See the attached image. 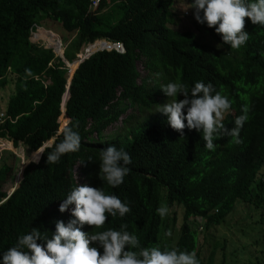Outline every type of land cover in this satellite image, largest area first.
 Listing matches in <instances>:
<instances>
[{
    "label": "trees",
    "instance_id": "obj_1",
    "mask_svg": "<svg viewBox=\"0 0 264 264\" xmlns=\"http://www.w3.org/2000/svg\"><path fill=\"white\" fill-rule=\"evenodd\" d=\"M184 2L191 0H98L96 8L90 0H0V93L7 94L0 139L14 148L27 147L34 161L36 151L52 141L38 162L22 170L11 193L6 185H14V156L7 153L8 161L0 160V253L33 228L51 235L56 221L72 219V206L64 213L57 209L75 183L103 187L128 204V213L107 217L98 230L125 224L141 246L194 252L199 264H215L216 241L213 247L201 241L238 203L250 206L258 215L255 222L264 223V26L244 18L249 39L231 49L214 29L197 23L199 35L181 29L178 10ZM37 27L58 37L68 64L89 45L97 42L92 51L102 48L98 41L124 49L96 52L75 70L64 121L71 120L81 147L55 164H47L46 155L60 139L69 69L55 57L54 52L62 54L58 45L49 46L52 50L30 45ZM39 34L43 40L42 30ZM177 79L189 88L196 81L211 83L232 100L223 121L226 129L233 127L241 105H248L240 143L222 136L209 152L202 134L187 128L180 139L153 106L167 100L160 85ZM108 146L122 148L132 160L116 188L97 175L99 150ZM173 205L183 210L180 225L175 214L170 223L156 211ZM81 230L91 231V226ZM169 232H176L175 239L165 235ZM221 252L218 263L224 264Z\"/></svg>",
    "mask_w": 264,
    "mask_h": 264
},
{
    "label": "clouds",
    "instance_id": "obj_2",
    "mask_svg": "<svg viewBox=\"0 0 264 264\" xmlns=\"http://www.w3.org/2000/svg\"><path fill=\"white\" fill-rule=\"evenodd\" d=\"M90 1V6L96 8L98 0L95 7L92 0ZM184 4L186 7L183 12L191 10L198 25L214 29V33L220 36L221 44H226L231 49L240 48L249 39V34L243 30L244 18L253 25L264 26V0H191L190 3ZM98 42H103L104 46L92 51L91 47L97 42L89 45L83 49L85 55L81 52L83 57L80 59L77 56L73 64L65 62L62 51L61 57L65 65L75 64L74 70H69L67 84L71 73L92 54L112 49L118 53L124 52L120 44ZM59 44L61 46L60 41ZM117 46H120L123 52H119ZM220 46L217 45L218 48ZM154 75L159 77V73ZM67 84L65 93L70 87L69 85L67 88ZM159 90L167 100L163 104L153 105L154 112L166 117V123L180 133V139H183V129L187 128L202 134L203 146L209 152L215 151L216 145L213 141L222 136L231 137L234 143H240L239 132L248 119V105H241V114L232 121L233 127L226 129L223 121L233 102L227 95L216 91L211 83L196 81L189 88L177 79L161 84ZM178 95L182 97L179 101ZM61 111L63 119L59 122L60 139L46 155L47 164L58 163L63 155L78 152L81 147L79 133L74 130L70 119L65 123V111ZM3 116L0 115V121ZM45 147L42 146L39 150L43 151ZM40 154L37 155L36 161H31L27 166L38 162ZM131 163V157L125 150L108 146L99 150L97 175L103 184L116 188L130 172L128 165ZM69 206H72L70 210ZM66 210H69L72 219L67 223L56 221L55 231L51 235L36 228L19 235L13 246L0 253V264H199L194 252L176 248L161 249L160 246H141L137 236L128 231L125 224H121L118 229L98 230L105 224L107 217H123L130 211L126 202H122L115 194H106L103 187L94 188L87 184L75 183L57 209L59 213ZM156 211L160 216H164L167 208L162 206ZM84 225L91 226V231H82ZM98 249L102 251L98 253Z\"/></svg>",
    "mask_w": 264,
    "mask_h": 264
},
{
    "label": "rangeland",
    "instance_id": "obj_3",
    "mask_svg": "<svg viewBox=\"0 0 264 264\" xmlns=\"http://www.w3.org/2000/svg\"><path fill=\"white\" fill-rule=\"evenodd\" d=\"M182 7L183 8H180L178 10V14H180L179 17H181L179 27L183 30H191L197 32L198 35L201 34L200 29L197 27L196 22L191 15L192 12L190 13L187 11L186 13H188V15H185V12H183V10L186 6ZM40 30H42V33L44 34L43 40L39 38ZM46 34H48V41H46ZM30 35V45L35 48L51 49V47H49L51 45H58V47L62 48V45L60 46L57 37L54 34L45 31V29L43 28L37 27L31 32ZM84 50L82 51L83 55H85ZM54 51L55 48L53 49V52ZM54 54L56 58L62 59V54L59 55L55 52ZM77 56L80 59L83 57L80 54H78ZM137 66L140 65L138 64ZM66 67H68L70 72H72L68 65ZM5 91L6 93H8L9 90L6 89ZM6 95L7 94L0 93V115H3V107L5 105ZM62 119L63 118L61 115L59 118L60 123L62 122ZM49 145L50 142L44 144L43 146L45 147ZM39 152L40 150H38L37 152L38 156ZM7 153H11L14 156V158L11 159L13 163L11 166L13 167V172L16 174V177L12 182L14 184L13 187L10 188L11 183H7L6 185V187H8V192L11 193L20 181L21 171L27 166L28 163L34 160L33 158H30L33 153L28 152L27 147L19 144L17 148H14L12 146V143H7V141L0 140V160L1 158H5V161H8L9 156ZM173 214H175L176 216V223L180 225L182 221L183 210L173 205L172 207L167 209V213L163 217H166L171 223ZM167 219L164 221V223L167 222ZM257 220L258 215L250 206L238 203L234 212L221 226L213 227L209 230V232L205 234V241H201L203 245L213 247L214 244L212 243L214 241H216L217 243V245L215 246L218 248L216 253L218 259H216L215 264L221 263L219 261V257H221L222 253L221 251H223V253L225 254L224 264H264V223L255 222ZM201 231L199 230V232ZM169 233L171 234L169 235V237L172 236L173 239H175L176 232ZM169 237H167L166 239H169Z\"/></svg>",
    "mask_w": 264,
    "mask_h": 264
},
{
    "label": "water",
    "instance_id": "obj_4",
    "mask_svg": "<svg viewBox=\"0 0 264 264\" xmlns=\"http://www.w3.org/2000/svg\"><path fill=\"white\" fill-rule=\"evenodd\" d=\"M84 60V59H83ZM82 60V61H83ZM81 61V62H82ZM80 62V63H81ZM74 73V72H73ZM73 73H71V75H70V77H69V82H68V84H67V88L69 87V85H70V80H71V77H72V74ZM68 96H69V94H68V91H66V93H65V95H63V97H62V104H61V109H63V111H65V105H66V102H67V99H68ZM42 152V150L39 152V154Z\"/></svg>",
    "mask_w": 264,
    "mask_h": 264
},
{
    "label": "built area",
    "instance_id": "obj_5",
    "mask_svg": "<svg viewBox=\"0 0 264 264\" xmlns=\"http://www.w3.org/2000/svg\"><path fill=\"white\" fill-rule=\"evenodd\" d=\"M92 5H93V7H95L97 5V1L96 0H92ZM117 50L119 52H123V49L120 46H117Z\"/></svg>",
    "mask_w": 264,
    "mask_h": 264
},
{
    "label": "bare ground",
    "instance_id": "obj_6",
    "mask_svg": "<svg viewBox=\"0 0 264 264\" xmlns=\"http://www.w3.org/2000/svg\"><path fill=\"white\" fill-rule=\"evenodd\" d=\"M72 66H73V65H72ZM74 67H75V64H74ZM74 67H73V68H74ZM73 68L71 69L72 71H73Z\"/></svg>",
    "mask_w": 264,
    "mask_h": 264
}]
</instances>
